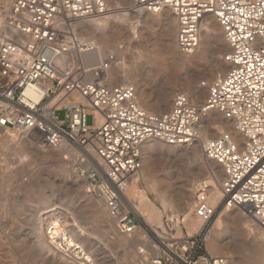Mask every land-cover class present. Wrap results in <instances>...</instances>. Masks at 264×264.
<instances>
[{"label": "built area", "instance_id": "obj_1", "mask_svg": "<svg viewBox=\"0 0 264 264\" xmlns=\"http://www.w3.org/2000/svg\"><path fill=\"white\" fill-rule=\"evenodd\" d=\"M132 11L160 14L169 10L177 21L176 45L194 53L201 23L213 16L229 50L222 60L229 66L207 86L195 105L179 91L171 109L149 112L135 101L131 84H107L101 78L112 55L83 80L81 66L60 64L71 50L85 47L72 24L111 12L106 0H10L2 10L0 29V130H14L42 147L77 144L93 151L80 155L78 171L87 192L100 200L122 234H157L130 209L125 192L139 173L143 145L157 139L168 145H191L199 138L201 119L211 110L235 124L241 136L222 131L202 144L206 159L222 168V197L208 201L206 186L197 183L193 214L201 220L192 235L160 241L161 260L168 264H228V257L212 255L205 243L220 206L238 208L264 227V0H130ZM104 67V68H103ZM30 90L38 98L27 94ZM63 111L60 118L56 113ZM93 115L86 123V115ZM174 218L165 219V226ZM177 222L178 224H182ZM184 223V222H183ZM165 239V238H164ZM66 240L60 246L69 253ZM77 264H89L77 245ZM155 264H160L156 261Z\"/></svg>", "mask_w": 264, "mask_h": 264}, {"label": "rangeland", "instance_id": "obj_2", "mask_svg": "<svg viewBox=\"0 0 264 264\" xmlns=\"http://www.w3.org/2000/svg\"><path fill=\"white\" fill-rule=\"evenodd\" d=\"M6 3L7 0H0L1 11L5 8ZM115 4L116 6L112 8L111 6L114 5L107 2L108 7L112 9L110 13L123 12L124 9L121 7L128 8L130 0H115ZM139 16L137 22L119 26L118 31H113L111 36H104L101 42L105 48L103 59L105 60L109 55L113 56L108 68L110 75H112L108 80L109 83L111 85L122 83L123 79L120 77V73L126 74L131 80V84L137 89L136 99L145 109L156 113L167 111L172 107L174 94L179 91L183 92L184 78H188L198 86L200 82H210L218 72L224 70L221 62L222 55L226 51L220 48L217 40L210 42L206 58H192L181 65L173 59V56L183 54L176 46L177 27L174 29L173 37L165 40L163 27L158 20L146 21L143 15L142 17ZM101 18L96 20L103 22L104 18ZM88 20L78 21L73 25L76 27L78 39L81 41L94 40L91 36V29L79 25ZM219 34L221 35L220 38L223 39L221 29ZM74 52L68 53L67 63L76 68L80 63H71V56L75 54ZM196 52L197 50L193 54ZM208 63L215 64V69L213 75L209 76V80L208 78L206 80L204 77ZM116 66L121 68L120 73L116 71ZM226 70L227 68L223 72ZM195 73L204 75V77L194 82L193 74ZM83 79L91 80L90 77ZM200 92L201 99H204L206 88H200ZM56 114L60 118L63 117V111H58ZM92 119L91 113L86 115L87 124H91ZM7 131L0 130V264H53L50 257L41 258L32 237L34 232H40L41 229L32 220L33 216L44 206L49 209L60 206L62 209L59 212L54 211L55 214L52 212L44 214L43 226L57 216L60 224L66 225V238H70L71 235L68 230L71 228L72 218L84 230V235H81L78 240L73 239L72 241L81 245L85 255H89L92 264H155L156 261H160V264H168L167 255L164 257L165 261H162V253L156 247L162 245L160 241L170 246L172 244L171 239L194 233L188 232L183 222L178 224L181 232L177 233L174 224L181 222V219L184 218L183 212L189 211L188 209L196 197V188L194 187H197V183L204 185L201 183L203 179L193 180L195 178L189 175L190 164L186 158L174 156V152L177 151L175 147H168L164 143H160L153 150L149 148V145L142 148L144 158L151 150V160L148 164L145 161L142 164L136 183L138 189L131 191V195H138L141 198L147 197L151 204L158 209L160 216L162 215L163 225L162 227L159 226L157 234L148 229L147 233L139 231L138 234L127 235L130 239L134 237L135 239L143 238L144 242L123 247L117 242V234L113 229L115 225L112 223V219H106V211L105 213L103 211V221L94 218L93 206L97 204L96 198L86 192V186L82 184L85 183L84 177L80 175L78 169L73 170L72 158H67L66 152L59 148L42 147L36 143L32 144L34 143L32 140L31 147H27L28 136L13 130ZM9 131L14 132L16 137L10 142L7 140ZM222 131L223 129H220L216 134ZM58 151L61 159L69 162L67 164L68 170H72L79 177L81 184L70 186L72 183L70 177L60 175L54 160ZM39 153H43L45 157L43 156V158ZM205 160L201 149L198 161L195 163H204ZM74 163H76L75 167H79L78 160L73 159ZM204 167L212 175L208 165L205 164ZM214 171L217 172L218 168ZM186 183H189L193 188L192 200H189V203L186 202L183 197L184 194H182L183 185ZM223 208L224 206H220L213 218V231L217 228L218 219L221 221L222 229L225 228L223 219L225 215L221 212ZM232 212H237L241 216H249L238 208L232 209ZM170 216L174 218L173 225L167 227L165 226V219ZM191 217L195 218L193 212H191ZM158 223L157 225H159ZM227 233H223L221 236V242L224 245L229 240L230 233ZM209 241H213V235L210 236L208 243H205L207 251L209 250ZM240 241V248L243 249L244 255L248 256L245 258L247 262L250 260L251 247L243 239ZM75 246L73 243L69 245V253H67L73 259L77 257ZM140 249H144L142 253L140 252L141 254L138 253Z\"/></svg>", "mask_w": 264, "mask_h": 264}, {"label": "bare ground", "instance_id": "obj_3", "mask_svg": "<svg viewBox=\"0 0 264 264\" xmlns=\"http://www.w3.org/2000/svg\"><path fill=\"white\" fill-rule=\"evenodd\" d=\"M9 2H10V0H7L6 6L8 5ZM107 2L111 5H114V6H111L112 8L116 6L115 0H110ZM121 8L124 9V11L121 9L123 12L116 13V14L115 13H108L106 15L101 16L102 18H104L103 22L96 20V19L100 18V17H97V18H90L88 21L81 22V24H79L80 27L90 28L92 31L91 36L94 38L93 41L92 40H90V41H81L80 40L81 42H85V47L79 48L78 50L77 49L71 50L68 52V53H70V52L73 53V51H75L74 52L75 54H73V55L71 54L72 55L71 56V63L72 64L77 63V62L80 63L81 68H83V71H82L83 78L90 77L91 80H93L95 78L94 69L99 68V67L103 66V64H104L102 59L105 55V48L101 42L102 38L104 36H111L113 31L117 30V28L119 26H124L125 24H128V23L137 22L138 21L137 18L140 17L139 15H141V17L143 15V17L145 18L146 21H151L154 19H156V21L158 20V22L161 23V25L163 27V37L165 38V40L171 39L173 37V32H174L173 22L175 23L176 18L174 17V15L169 10L165 9L160 14H153V13L144 12V11H132L130 9V5L128 8H124V7H121ZM133 13H134V15H133ZM4 14L5 13L0 10V29L2 28V25H3ZM82 20H87V19H79L75 22L82 21ZM75 22L71 26H72V29L76 32L77 31L76 27L73 26L75 24ZM176 25H177V21H176ZM219 30H220V27H219L216 19L211 15L205 16L202 23H201L199 46L197 48L196 54H193V53L192 54H185V53H183V54H180L179 56H173V59L177 60L179 62V64H181V65L187 63L192 58H199V59L203 58L204 59L207 57L208 46L212 40H217L219 42L220 48L227 52V50L229 49V45L226 42V40L224 39V37H223L224 40L220 38L221 35L219 34ZM176 32H177V30H176ZM76 35H77V32H76ZM175 41H176V39H175ZM68 53L64 54L59 59L60 64L69 65L67 63ZM221 63L224 66V70L226 68L228 69L229 65L225 61L222 60ZM108 68H109V66H107L106 69H103L104 71H103V74L101 75V78L103 79V81L105 83L110 84L108 80L110 79V77H112V75H110ZM214 69H215V64L208 63L206 70H205L206 71L205 77H204V75H200V74L195 73V74H193V79H194L193 81L197 82L198 80H200L203 77L206 78V80H207V78L209 80V76L211 77L213 75ZM224 70L218 72L214 78H216L218 75L224 74L225 73V72H223ZM116 71L118 73H120L121 68H118L116 66ZM120 77L123 79L122 83L131 84V80L129 79V77H127L126 74H123V72L120 73ZM210 82L205 81V84L208 85ZM182 86H183V93L188 95L190 100L195 105H199L204 100V99H201L200 88H206V92H207V86L201 85V82L197 86V85L193 84V82L191 80H189L188 78H184ZM26 93L33 96L34 98L39 97L38 94H35L30 90H28ZM136 93H137V89L135 88V101L140 107H142V105L140 104V101H138V99H136ZM172 100H173V98H172ZM142 108L145 109L144 107H142ZM145 110H147V109H145ZM147 111H149V110H147ZM153 111H158V110H153ZM149 112H152V111H149ZM152 113H156V112H152ZM220 129H223V131L231 132L234 137L241 139V136L238 133V131L236 130L235 124L233 121L225 119L221 115V113L218 112L217 110H211L206 115H204L202 117L201 123H200V128H199V132H200L199 138L197 139V141H195L191 145H168V144H165L164 142L159 141L157 139H152V140L147 141L143 145V147L145 145H149V148L151 150H153L160 143H162V144L164 143L168 147H171V146L175 147L177 149V151L174 152V156H176V157L182 156V157L186 158L187 162L190 164L189 165L190 168L188 171L189 175L192 176V178H195L193 180H196V181L199 179H203L201 181V183H203L204 186H206V191L208 193L209 203L212 206H217L221 200V197H222V190H221V182L223 179L222 168L219 164L215 163L212 160L206 159V158H205L206 160L204 161V163L198 162L196 164L195 162L198 161L199 155L201 153L203 142H205L207 139L215 136L216 132ZM6 132H8V131H6ZM14 138H16L14 132L9 131V134L7 136V140L10 142ZM31 140H32L31 138H29L27 140L28 141V143L26 144L27 147H31V143H32ZM32 144H35V143H32ZM59 149H61V151L63 150L64 152H66V154L68 155L67 158H69V157L72 158V167H73L74 171H76L77 167H75L76 163L73 164V159H75V161H77L78 158L80 157V155H87V156H93L94 157V153L91 149L83 148L77 144H64V145L60 146ZM151 150L149 151V153H147V156H145V158L142 156V151H141V162H142V164L144 163V161L147 164L150 163L151 155H152ZM40 156L43 157L44 154L42 153V154H40ZM36 157H37V155H36ZM54 160L57 163V167L60 171V175L62 177L63 176L64 177H70V180L72 181L70 186L74 185V184H78V185L81 184V180L79 179V177H77L73 173L72 170H70V171L68 170L67 164L69 162L61 159L59 151H58V154H56ZM205 164L208 165V167L212 171L211 172L212 175H210L207 172V170L205 169V167H204ZM194 166H196L195 169H194ZM216 168H218L217 172L214 171V169H216ZM138 176H139V173L128 184L127 190L125 192L126 202L128 203L130 209H132L138 215V217L143 221V223L145 225L153 227L155 229H157V227H159V226L162 227V225H163L162 215L160 216L159 211L151 204L149 199L147 197L141 198L138 195L137 196L131 195V191H133V190L137 191V189H138L137 188L138 186H136ZM82 184H84L83 186H86V183H82ZM87 191L88 190L86 189V192ZM192 191H193V188L189 185V183H186L183 185V191H182L183 193L182 192L181 193L184 194L183 197L187 203H189V200H192L191 199ZM96 201H97V204L93 206L94 218L98 221H103L104 220L103 219V216H104L103 211L105 213L106 208L100 200L96 199ZM187 207H189V206L187 205ZM60 209H62L60 206H55V207L50 208V209L47 206H44L43 208H41L38 211V213H36L33 216L32 220H34L36 222V224H38L41 228L40 232H34L33 233L34 234L32 236L33 242H34L35 247L38 250V254L41 256V258L50 257L51 262L53 264H69V263L77 264V262L69 254H67L65 252V250L62 249L60 246V242L63 240H66L68 243H73L74 245H77V247L80 250H83L80 244L72 241L73 239L75 241L78 240L81 235L85 234L84 230H82V228H80L78 226V224L75 222L74 218H72L70 216L73 220V222L71 224V228L68 230L71 233L70 238L65 237L66 225H63L62 223H61L62 224L61 225L57 216H55L54 219L52 221H50L49 223H47L46 225H44V226L42 225V220H43L44 214H48L50 212L55 214V212L56 211L59 212ZM229 209H231V210H229ZM232 209H234V208L224 207L222 209L223 211H221L225 215V218H223L224 222H225V228L224 229H222L221 223H220L221 221H219V219L216 222L217 223L216 230L213 231L214 227L211 229V231L208 235L207 241H206V244H207L210 236L213 235V241H211V242L209 241L210 242L209 250H208L209 253L212 255L217 254V255H223V256L228 257V262H229L228 264H263L264 263V227L261 226L255 218H253L251 216H241L237 212H232ZM188 210L189 211L187 213L183 212V214H184L183 222H184L188 232H195L200 227L201 220L195 216H194L195 218L191 217V212H193V203H191L190 208ZM106 219L107 220L112 219L108 215L107 211H106ZM107 223H108V221H107ZM112 223H114V221ZM157 223L159 225H157ZM114 225H115V223H114ZM174 225L176 227L177 233H180L181 231H180V227H179L178 223H175ZM112 227H113V225H112ZM115 228H116V226H114L113 229H114V231H116L117 242L119 243L120 246L126 247L129 244L137 245L141 241L144 242L143 238L135 239V237H134V238L130 239V238H128V236H130V235L127 236V234H122L117 230V228L116 229ZM227 232L230 233L229 240L228 241L225 240L227 243L224 245L221 242V236L223 235V233H227ZM138 233H139V230L136 231L135 234H138ZM242 239H243V241L248 243V246L250 245V247H251V250H250L251 254L249 256L250 260L247 261L248 263L245 260V258H247L248 256L246 257L244 255V251H243V249L240 248V245H239L240 244L239 241L240 240L242 241ZM140 244H142V243H140ZM156 247L158 248V246H156ZM143 251H144V249H140L138 251V253H140V252L142 253ZM135 253H137V252H135ZM85 254L86 253L84 252L83 256L87 260H89V262H90L89 264H92V261H91L89 255H85ZM133 258L135 259V256H133ZM70 261H72V262H70Z\"/></svg>", "mask_w": 264, "mask_h": 264}, {"label": "crops", "instance_id": "obj_4", "mask_svg": "<svg viewBox=\"0 0 264 264\" xmlns=\"http://www.w3.org/2000/svg\"><path fill=\"white\" fill-rule=\"evenodd\" d=\"M176 27H177V25H176V21H175V23L173 22V29H175Z\"/></svg>", "mask_w": 264, "mask_h": 264}]
</instances>
